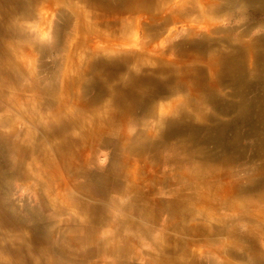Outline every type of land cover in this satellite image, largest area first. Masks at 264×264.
Masks as SVG:
<instances>
[{
  "label": "bare ground",
  "instance_id": "6f19581e",
  "mask_svg": "<svg viewBox=\"0 0 264 264\" xmlns=\"http://www.w3.org/2000/svg\"><path fill=\"white\" fill-rule=\"evenodd\" d=\"M252 6L0 0V264H264Z\"/></svg>",
  "mask_w": 264,
  "mask_h": 264
},
{
  "label": "rangeland",
  "instance_id": "374dc122",
  "mask_svg": "<svg viewBox=\"0 0 264 264\" xmlns=\"http://www.w3.org/2000/svg\"><path fill=\"white\" fill-rule=\"evenodd\" d=\"M238 8H240V7H238ZM233 20L237 22L239 27L243 26V23H244V22L242 23L243 20L247 23L250 22V24H251L250 25L251 26V36H263L264 35V14L261 13L256 7L252 6L251 10H246L243 14H242V12H238V13L234 14ZM238 21H239V23H238ZM201 32L203 34L206 33L205 30H201ZM46 41H48V40H46ZM48 43H49L48 46L52 45V44H50V42H48ZM58 54L59 53H57V51H54L52 53L47 54L48 57L46 59V62L49 65H51V68L55 66L56 60L58 59L57 58ZM40 57H41V54H39L37 56L38 59H40ZM42 57H43V55H42ZM40 61H42V59ZM38 62H39V60H38ZM39 64H40V62H39ZM252 66L254 68L253 73H252V68H251L252 74L257 75V74L262 72L261 68H258L257 64L253 65L251 63V67ZM53 71H56V69H53ZM251 90H252L251 94L253 97H256L257 95H262L263 90H264V82L261 80H258L256 77L251 78ZM251 137H252L251 139H249V138L243 139V142L241 143L242 148L245 150L244 152L247 153L246 159L241 162V164H244V165H247L246 163H249V162H251V165L255 164V162H254L255 161L254 160L255 153L254 152H255V149L257 148L258 139L253 137V136H251ZM263 141H264V139H263ZM101 158L105 159V162H106V156L104 157V154L101 156Z\"/></svg>",
  "mask_w": 264,
  "mask_h": 264
}]
</instances>
